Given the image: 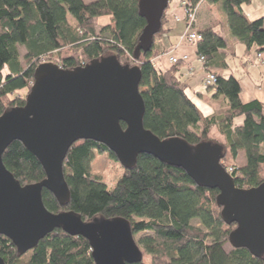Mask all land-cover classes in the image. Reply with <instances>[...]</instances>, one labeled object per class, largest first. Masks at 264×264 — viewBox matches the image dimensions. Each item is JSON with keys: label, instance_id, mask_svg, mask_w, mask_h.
I'll return each mask as SVG.
<instances>
[{"label": "trees", "instance_id": "obj_1", "mask_svg": "<svg viewBox=\"0 0 264 264\" xmlns=\"http://www.w3.org/2000/svg\"><path fill=\"white\" fill-rule=\"evenodd\" d=\"M206 1L217 3L230 34L247 52L254 47L264 54V16L249 20L241 10L250 0ZM103 15L109 16V22L96 29L95 19ZM164 19L165 10L156 34L162 31ZM144 25L138 0H0V114L24 103L25 98L16 91L28 87L35 66L50 53L54 58L45 61L64 68L112 53L120 63L141 68L139 90L145 128L160 138L179 136L190 144L201 140L219 143L224 154L220 163L236 186L248 188L263 182L264 101H243L239 80L232 74H221L227 67L220 51L226 44L221 30L197 28L201 37L194 42L196 53L203 57L205 70L216 76L215 82L206 86L214 89L212 95L219 100L216 109L203 114L182 84L180 59L155 71L152 57L158 50L154 43L149 50L133 54ZM120 125L125 127L122 121ZM94 151L108 152L117 159L103 143L76 139L63 161L68 201L60 204L46 188H42V200L52 212L70 210L84 220L95 216L126 218L133 237L138 235L143 254L141 261L126 264H264V254L254 256L245 247L225 249L235 223L222 220L217 188L196 183L183 168L149 153H139L135 164L123 167L109 188L90 171ZM239 152L244 155L241 164L235 162ZM2 160L23 185L45 177L37 157L17 139L4 149ZM0 256L6 264H94L88 240L61 228L47 233L24 253L0 234Z\"/></svg>", "mask_w": 264, "mask_h": 264}, {"label": "water", "instance_id": "obj_2", "mask_svg": "<svg viewBox=\"0 0 264 264\" xmlns=\"http://www.w3.org/2000/svg\"><path fill=\"white\" fill-rule=\"evenodd\" d=\"M168 1L138 0L145 25L133 51L135 56L151 48ZM141 76L138 65L122 64L112 53L73 68L52 61L35 66L24 103L0 114V234L24 253L47 233L61 228L88 240L94 264L142 260L126 218L95 216L84 220L70 210L52 212L43 203L42 188L60 204L68 201L64 157L76 139L88 138L105 144L124 168L132 167L139 153H149L183 168L196 183L217 188L222 220L235 223L228 234L230 245L262 256L264 181L248 188L236 186L220 163L223 147L219 143L201 140L190 144L179 136L160 138L145 128ZM16 139L41 163L45 172L42 180L23 185L4 165L2 153ZM0 264H6L1 256Z\"/></svg>", "mask_w": 264, "mask_h": 264}, {"label": "crops", "instance_id": "obj_3", "mask_svg": "<svg viewBox=\"0 0 264 264\" xmlns=\"http://www.w3.org/2000/svg\"><path fill=\"white\" fill-rule=\"evenodd\" d=\"M179 1L180 0H169L165 9L162 31L158 34L154 43V49L158 50L157 55L159 54V57L154 58L155 60L153 61L154 70L165 69L171 65L168 58L164 55V52L169 49H172L173 53L177 56L183 54L188 55L186 60H181L182 64L179 71L181 74L180 78L187 95L192 100L193 98L191 95L203 98L204 100H210L211 110L203 113L207 114L218 107L219 100L212 95L214 89L207 88L202 81L207 71L202 61L197 57L196 45L181 38L184 30V20ZM241 10L249 20L264 16V0H250V2L241 5ZM177 16L180 17V19H176ZM197 26V28L212 26L215 29L221 30L226 44L220 51L223 53L227 63V67L221 71V74L224 76L232 74L239 80L241 84V99L247 101L252 98H257L260 101H264L262 90L253 87L254 81H257L256 75L259 77L263 76L264 80V54H262V59L258 60L253 56L254 47L247 52L244 44L230 34L226 24L225 14L218 7L217 3L208 2L206 0L199 2ZM238 64L241 65L242 70L245 72L244 75L240 74L241 76H238L235 73L234 69L237 68ZM243 82L247 83L248 89L243 87ZM203 85H205V89L202 88Z\"/></svg>", "mask_w": 264, "mask_h": 264}, {"label": "rangeland", "instance_id": "obj_4", "mask_svg": "<svg viewBox=\"0 0 264 264\" xmlns=\"http://www.w3.org/2000/svg\"><path fill=\"white\" fill-rule=\"evenodd\" d=\"M86 1H89V0H86ZM68 19L71 22L74 21V18L71 15H68ZM108 22H109V16L108 15H103V16L97 17L95 19L96 29L99 28V26H101V25L107 24ZM196 27H198L197 24H196ZM157 36H158V34H156L153 37V43H155V39L157 38ZM19 52H20V56L22 59V55H23L22 47H19ZM158 55H155L154 57H152V61L155 60L154 58L159 57ZM54 56H55V54L52 52L48 56L43 58L42 60H48V59L54 58ZM121 59H124V57L122 56ZM22 63H25L23 59H22ZM234 70L238 76H241L240 74H243V75L245 74V72L242 70V67L240 64H238L237 68ZM4 72H6V68H4ZM254 75H255V73H254ZM256 80L257 81H254L253 87H256V89L259 88L260 90H262V92L264 94L263 76L259 77L258 75H256ZM31 83L32 82L29 83L28 87H24V88L17 90L16 93L18 95H20L21 97L25 98ZM242 85H243V87H245V89H248L247 83L243 82ZM202 88L205 89V85H203ZM191 97L196 102L198 108L200 109V111L202 113H206V112H209L211 110L209 99L204 100L203 98L195 97L193 95H191ZM243 161H244L243 152H239V154L237 155V158L235 159V162L237 164H241ZM90 171L92 174L97 175L102 181H104L107 184V186L109 188H111L116 183L118 177L122 174L123 166L117 159L110 156V154L108 152L94 151L93 158L90 162ZM137 237H138V235L136 234L134 236V239L136 242H137ZM224 247H225V249L228 250V249H230L231 245H230V243H226L224 245ZM145 261L148 262L149 258L145 257Z\"/></svg>", "mask_w": 264, "mask_h": 264}, {"label": "built area", "instance_id": "obj_5", "mask_svg": "<svg viewBox=\"0 0 264 264\" xmlns=\"http://www.w3.org/2000/svg\"><path fill=\"white\" fill-rule=\"evenodd\" d=\"M180 7L183 12V20H184V30L181 35V38L185 39L188 42L194 43L197 39L201 37L196 24H197V11L199 2H194L193 0H180L179 1ZM176 19H180V17H176ZM254 57L258 60L262 59V53L258 52L253 49ZM164 55L168 58V61L170 63H174L177 60H186L188 58V55L183 54L181 56H177L173 53L172 49H169L164 52ZM197 57L202 61L203 57L200 55H197ZM45 60H42V62ZM216 80L215 74H213L210 71L206 72V75L203 77V83L205 85L213 84Z\"/></svg>", "mask_w": 264, "mask_h": 264}]
</instances>
